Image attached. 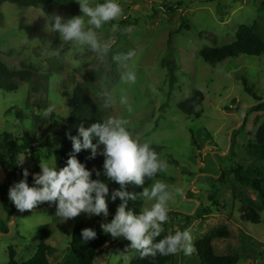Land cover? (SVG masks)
<instances>
[{
  "label": "rangeland",
  "instance_id": "1",
  "mask_svg": "<svg viewBox=\"0 0 264 264\" xmlns=\"http://www.w3.org/2000/svg\"><path fill=\"white\" fill-rule=\"evenodd\" d=\"M118 2L122 17L98 30L101 40H111L110 51L103 57L64 44L47 30L49 21L39 9L0 5V59L13 71L23 63L34 72L32 84L16 80V91L0 90V139L8 134L21 144L24 134H28L39 163L43 158L54 161L53 152L61 143L60 128L68 115L67 100L80 86L99 105L104 119L126 118L130 121L129 130L141 142L151 141V145L163 148L159 155L167 161L168 171L158 173L148 188L160 180L182 189V194H174L169 203V211L180 216L169 217L162 226V235L190 230L193 246L197 239L224 228L228 237L211 241L215 255L235 256L237 264H264V209L257 212L259 224L239 212L241 206L249 207V202L254 206L260 202L250 187L234 180L232 173L237 165L248 170L262 164L248 152L247 144L264 123V113L246 115L255 99L244 91L242 82L245 80L253 94L264 100V55L226 59L215 68L200 58L204 48L232 43L242 25L254 27L264 39V0ZM164 6L174 9L168 12ZM79 15L83 14L76 0H66L61 17L67 20ZM129 27L131 31H125ZM50 49L61 52L51 55ZM129 51L135 53L128 61L137 74L135 84L121 80L124 69L112 60L113 55ZM167 64L177 79L172 92ZM193 91H200L204 100L195 115L187 116L177 105ZM105 92L116 99V104L108 109L103 106ZM121 95L128 97L132 112L119 104ZM50 106L53 112L44 116ZM20 157H25L23 168L34 173L30 151ZM19 181L17 174L0 168V264L8 262L9 248L16 252V261L30 259L36 251L35 232L42 225H48L52 232L46 241L54 249L49 263L60 264L77 225L100 234L104 233L101 224L112 218L81 213L64 221L55 215V206H44H49L47 203L21 213L8 197L9 188ZM210 193H216L217 207H210ZM146 203L150 202L143 200L142 207ZM198 208H210V212L197 218ZM129 243L119 238L114 245H104L93 264H129L135 252H125ZM177 264H198L195 251L190 255L179 252Z\"/></svg>",
  "mask_w": 264,
  "mask_h": 264
},
{
  "label": "clouds",
  "instance_id": "2",
  "mask_svg": "<svg viewBox=\"0 0 264 264\" xmlns=\"http://www.w3.org/2000/svg\"><path fill=\"white\" fill-rule=\"evenodd\" d=\"M76 2L83 15L67 20L61 16L51 17L47 30L58 33L64 44L70 43L76 49L91 50L100 57L106 56L111 48V40H101L98 30L122 17L121 4L118 0H104L103 3H91L90 0ZM112 28L116 31L117 25L114 24ZM125 31L130 32L131 27ZM60 52L59 49H50L48 54L59 55ZM134 55V52L129 51L112 56V60L124 69L121 74L124 83H136L137 74L128 64ZM114 104V96L105 92L104 108H111ZM119 104L129 113L132 112L126 95L119 97ZM53 110V107H48L44 116H49ZM129 127L128 119L116 116H109L103 122L93 123L87 128L80 125L77 129L78 135L68 136L72 142V153L69 154L65 166L58 168L54 161L41 159V171L31 174L32 186L28 183L30 173L24 169L23 178L9 188V200L21 213L47 203L55 206L56 216L67 221L81 213L89 216L102 215L107 219L109 202L115 203L119 199L115 214L110 222L101 224V229L113 239L123 238L129 241L125 252L129 249L135 250L141 258L175 255L179 252L190 255L194 250L190 230H177L174 234L157 239L163 231L162 226L169 220V203L174 194H182V189L160 180H156L150 188L144 187L146 179H153L158 173H166L169 165L154 150L151 141L141 142ZM94 140L97 142L93 143ZM101 145L103 150L100 154L104 157L103 175L119 185L111 192L108 183L92 179L93 170H89L77 158L82 151L90 150L89 158L94 159ZM24 159L25 157H20L17 164L22 165ZM95 175L99 177L101 172L96 170ZM129 185L141 187L142 191L130 192L127 190ZM139 199L150 203H146L139 212L129 208V201L135 202ZM81 235L85 241L97 238V233L91 228L82 229Z\"/></svg>",
  "mask_w": 264,
  "mask_h": 264
},
{
  "label": "trees",
  "instance_id": "3",
  "mask_svg": "<svg viewBox=\"0 0 264 264\" xmlns=\"http://www.w3.org/2000/svg\"><path fill=\"white\" fill-rule=\"evenodd\" d=\"M3 3H9L18 9L26 10L29 8L39 9L43 15L48 19L55 16H61L63 14L66 0H0V5ZM166 10L172 11L174 8L170 6H164ZM54 22V21H53ZM56 37H59L58 33H54ZM264 55V39L259 36L254 27H248L242 25L236 32L235 40L221 47L204 48L200 51V58L210 68H215L220 63L230 58H237L238 56L248 57H260ZM167 77L169 91H173V87L177 84V79L174 76L173 69L167 64ZM16 80L32 84L34 80V72L25 64H21L20 69L13 71L9 69L6 64L0 59V90L4 92H14L17 90ZM243 88L246 93L254 97L255 102L253 107L247 109L246 115L249 113L260 112L264 113V100L257 98L247 82L243 80ZM203 94L200 91H193L189 97L177 105V109L187 116L195 115L197 107L203 102ZM68 115L65 119V124L60 128L59 138L61 140L60 147L53 152L54 162L58 168L65 166L69 154L72 153V142L68 138L69 134L72 136L78 135L77 129L80 125L85 128L91 126L96 122H103V112L99 108V105L90 97V95L80 86H76L71 96L67 100ZM17 118L21 120L22 115L17 114ZM22 143L18 144L11 139L8 134H3L0 139V168L8 174H17L20 180L23 178L22 165H18L19 158L22 154L30 151V158L33 162V172L39 173V156L32 150V140L28 134H24ZM97 141H93L96 143ZM154 150L159 154L162 151V147L152 145ZM248 152L255 156L262 162L258 167H253L248 170H244L241 166H235L232 168L234 180L240 185L250 187L257 195L260 205L257 206L249 202V207L241 206L239 212L245 214L246 218L254 224H259L258 211L264 209V123L260 124L256 131L253 140L247 144ZM103 150V146H99L97 155L94 159H90V150L82 151L78 154L80 162L85 163L89 170H93L92 179H100L105 183H108L110 192L114 188H118L119 185L108 180L103 175V163L104 157L100 154ZM176 164L175 162H172ZM96 170L101 172V175L97 177L95 175ZM157 174L153 179H146L144 187H148L151 182L158 178ZM221 179V178H220ZM29 186H32L33 179L30 174L28 177ZM130 192H141L142 188L134 185L128 186ZM216 193H210L208 199L210 201V207H217L218 202L215 200ZM3 204H6L5 200H2ZM120 200L117 199L115 203L109 202V216L112 217L115 214L117 205ZM143 200L139 199L135 202L129 201V208L136 212L142 208ZM45 207H52L44 205ZM210 208H198L195 212L197 218L203 217L209 214ZM169 217L178 219L180 213L169 211ZM98 217V216H97ZM99 217H103L102 215ZM104 218V217H103ZM186 219H189L187 217ZM248 221V220H247ZM85 229L82 225H77L74 228L71 240L68 246V252L60 264H93L95 257L99 250L106 244L114 245L118 243V239H113L110 234L100 233L97 234V238L90 241H85L82 238L81 230ZM52 236V232L48 225H42L37 228L34 241L37 242L36 251L34 255L25 262L16 261V252L12 249H8L9 260L6 264H50L48 257L52 255L54 249L46 243V241ZM165 235L158 237L162 239ZM228 231L226 229H215L211 231L209 236L197 239L193 248L198 264H237L238 258L235 256H217L213 252L211 241L213 238H227ZM178 254V253H177ZM177 254L156 257H144L141 258L138 252H134L133 258L129 264H177Z\"/></svg>",
  "mask_w": 264,
  "mask_h": 264
}]
</instances>
